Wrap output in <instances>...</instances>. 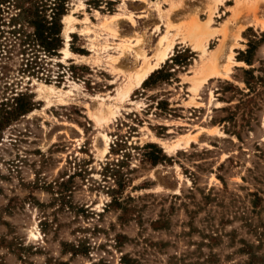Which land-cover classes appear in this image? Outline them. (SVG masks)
Here are the masks:
<instances>
[{"label":"rangeland","instance_id":"1","mask_svg":"<svg viewBox=\"0 0 264 264\" xmlns=\"http://www.w3.org/2000/svg\"><path fill=\"white\" fill-rule=\"evenodd\" d=\"M92 1L68 0L73 55L42 54L39 73L27 70L23 37L12 34L13 9L2 16L0 103L26 94L34 108L0 130V264H264V85L246 121L237 114L241 127L221 122L233 106L216 94L224 82L243 88L249 68L264 76V42L252 66L237 60L264 34V0ZM165 34L174 45L154 71L178 50L193 56L174 79L123 98L142 65L136 54L154 63ZM212 63L218 73L196 85ZM122 122L136 126L129 143H155L172 159L131 160L126 214L107 207L111 182L101 175L114 136L127 135ZM69 177L61 200L56 183Z\"/></svg>","mask_w":264,"mask_h":264},{"label":"trees","instance_id":"2","mask_svg":"<svg viewBox=\"0 0 264 264\" xmlns=\"http://www.w3.org/2000/svg\"><path fill=\"white\" fill-rule=\"evenodd\" d=\"M92 2L93 6L98 7L102 0H93ZM104 3L105 6H109L114 2L105 1ZM10 9L14 11L11 21H14L19 26L17 30L14 29L12 31V34H20L23 37L21 43V46L24 47L22 55L26 56L25 65L29 68L27 70H33V73L45 70V61L40 56L43 54L44 56L57 57L63 47L62 19L68 12V0H0V22L4 13H8L7 11ZM253 37V39L247 40V49L244 52H240V56L237 57L239 62H244L247 66H252L253 52H255L259 44L264 42V34H261L262 38L260 40H257L255 35ZM188 55L193 56V53L188 49L176 51L175 55L162 68L152 72L143 81L141 85L142 92L139 93L143 95L146 90L155 87L158 83H166L174 79L173 76L176 72L174 67H183V64H185V59L183 61V58H187ZM170 70H173V72ZM241 82L244 85L243 88H239L230 82H224L218 93H216L220 95L218 99L221 102L233 106L229 116L221 121L224 123L226 121L232 122L231 126L233 128L241 127L236 122V116L240 111L242 116L251 112L249 106L253 104L255 96L259 94V88L264 85V76L255 75V69L249 68L244 70V78ZM229 92L232 93L231 96H227ZM12 100V103H0V130L10 126L12 122L30 113L34 108V103L26 94H19ZM233 102L234 105L232 104ZM155 103L156 110L160 112L168 111V103L166 101L157 100ZM221 110L229 111L230 108H222ZM133 115L139 121L137 115ZM129 118L131 119L132 117L129 116ZM243 120L246 121L245 116ZM118 127L119 129L127 127L126 134L128 136L119 133L114 136V140L110 144L109 155L115 156V158H107L108 160L102 167L101 175L105 183L111 182V185L106 186V194L110 197V203L107 207H116L123 214H126L128 211L126 202L131 200V197L125 192L132 184V173L136 171V168H131V160L137 157L140 164L147 163L155 167L159 164L171 162L172 159L155 143H146L144 145H140L137 142L129 143V137L137 131L134 124L129 125L127 122H122ZM229 132L240 138L238 132ZM131 151L134 152L132 153ZM71 179L69 177L66 181L62 180L56 183V196L60 197L61 200L67 198L72 192ZM130 261L126 257L121 259L122 264H131Z\"/></svg>","mask_w":264,"mask_h":264},{"label":"bare ground","instance_id":"3","mask_svg":"<svg viewBox=\"0 0 264 264\" xmlns=\"http://www.w3.org/2000/svg\"><path fill=\"white\" fill-rule=\"evenodd\" d=\"M238 5H239V3L237 4V6ZM171 8H173V7H171ZM70 18H71V16L69 14L63 18V21L65 23L64 24L65 28L63 30V33L65 34L66 44H65V47H63L61 49V53L63 54L64 59L70 58V56L73 55L68 48V45H69V43H68V41H69L68 23H70ZM112 18H114V16H112ZM209 21H210V19L208 20V22ZM113 33H116V30H113ZM173 45H174V42H173V40L169 39L168 34L162 35L157 42L156 52L154 54L156 60L154 63H150L148 61L149 58L146 57L144 55V53L138 52L136 54L137 57H139L143 60L142 65L138 70H136V72L132 76L129 77V82L126 85V87L122 93L123 98H127L130 95V93L134 87H136V88L139 87L143 83V81L147 79V77L151 74V72H153L155 69H157L159 67V65L167 59V56L170 54V52L173 48ZM214 61H215V59H214ZM113 62L116 63L117 59L113 60ZM207 72H208L207 75H204L202 78H199L196 80V83H195L196 85H200L204 81H206V79L209 75H213V74L216 75L218 73L217 69H216V65L214 63H212L210 66H208ZM98 120H102V119H98ZM107 148H108V143L106 140V148H104L101 153L105 154L107 152Z\"/></svg>","mask_w":264,"mask_h":264},{"label":"crops","instance_id":"4","mask_svg":"<svg viewBox=\"0 0 264 264\" xmlns=\"http://www.w3.org/2000/svg\"><path fill=\"white\" fill-rule=\"evenodd\" d=\"M238 62V61H237Z\"/></svg>","mask_w":264,"mask_h":264}]
</instances>
